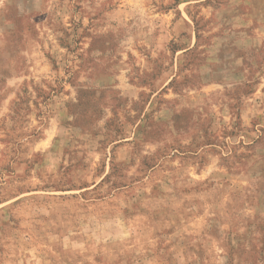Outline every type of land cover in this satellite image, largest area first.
I'll use <instances>...</instances> for the list:
<instances>
[{
	"label": "rangeland",
	"instance_id": "rangeland-1",
	"mask_svg": "<svg viewBox=\"0 0 264 264\" xmlns=\"http://www.w3.org/2000/svg\"><path fill=\"white\" fill-rule=\"evenodd\" d=\"M0 264H264V0H0Z\"/></svg>",
	"mask_w": 264,
	"mask_h": 264
}]
</instances>
